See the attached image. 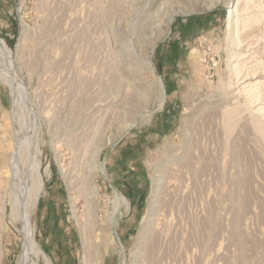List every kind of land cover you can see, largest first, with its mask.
Listing matches in <instances>:
<instances>
[{
    "label": "rangeland",
    "instance_id": "374dc122",
    "mask_svg": "<svg viewBox=\"0 0 264 264\" xmlns=\"http://www.w3.org/2000/svg\"><path fill=\"white\" fill-rule=\"evenodd\" d=\"M233 1L0 0V264L27 231L29 264H264V0Z\"/></svg>",
    "mask_w": 264,
    "mask_h": 264
},
{
    "label": "bare ground",
    "instance_id": "6f19581e",
    "mask_svg": "<svg viewBox=\"0 0 264 264\" xmlns=\"http://www.w3.org/2000/svg\"><path fill=\"white\" fill-rule=\"evenodd\" d=\"M239 1L240 0H234L233 1V3L230 5V6H228V13H229V18H231L232 17V14H233V12L235 11V12H238V11H240V8H239ZM248 4H251V2L250 3H248ZM251 5H247V7H248V9L249 8H251L250 7ZM256 7L257 8H262V5H260V4H257L256 5ZM259 14H260V16H262V15H264V12H263V10L262 9H260V12H259ZM251 18L252 17H247V18H245V26H249V24H251V23H253V22H251ZM260 18V17H259ZM258 18V19H259ZM262 19V18H261ZM260 21H262V20H260ZM237 22H238V20H237ZM259 22V21H258ZM244 26V27H245ZM238 40H240V37H239V35L236 37ZM0 48H2V49H4L5 51H6V49H8V46L0 39ZM8 52V51H7ZM7 54V53H6ZM164 101V100H163ZM161 107V106H160ZM35 163V162H34ZM38 175V174H37ZM39 178H40V176H39ZM120 199H121V197H120ZM123 199V198H122ZM125 201H126V199H124ZM120 201V200H119ZM124 201V202H125ZM26 231H27V229H25ZM24 230V231H25ZM30 230V229H29ZM25 234V233H24ZM25 236H26V238H25V242H24V249H23V253L21 254V264H29L30 262H28V259H29V255H31V253H34V251H33V248H34V246H35V240H34V237H33V235H32V233H31V231H27L26 232V234H25ZM35 250V249H34ZM39 252V251H38ZM37 253V252H36ZM42 253V252H41ZM39 258V257H38ZM34 260V259H33ZM29 261H31V258H30V260ZM32 263V262H31ZM34 264V263H33Z\"/></svg>",
    "mask_w": 264,
    "mask_h": 264
},
{
    "label": "water",
    "instance_id": "95a60500",
    "mask_svg": "<svg viewBox=\"0 0 264 264\" xmlns=\"http://www.w3.org/2000/svg\"><path fill=\"white\" fill-rule=\"evenodd\" d=\"M157 72H158L159 77L161 78V73L158 70H157ZM164 95H165V100H164L163 105H165L166 100H167V93H166V91H165Z\"/></svg>",
    "mask_w": 264,
    "mask_h": 264
}]
</instances>
